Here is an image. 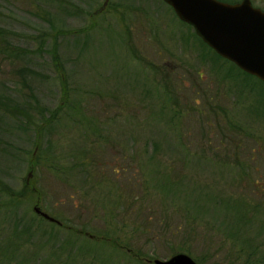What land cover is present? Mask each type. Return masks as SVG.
<instances>
[{"label":"rangeland","instance_id":"obj_1","mask_svg":"<svg viewBox=\"0 0 264 264\" xmlns=\"http://www.w3.org/2000/svg\"><path fill=\"white\" fill-rule=\"evenodd\" d=\"M103 1L0 0L9 41L36 51L0 59L1 94L28 112L0 114V178L11 188L0 193V264H57L68 253L83 264H153L177 252L198 264H264L260 210L215 199L241 179L236 158L250 179L228 188L233 198L248 180L264 184V82L217 58L163 0H108L94 13ZM45 108L54 120H43ZM203 135L230 161L198 156ZM234 135L240 153L223 138ZM251 186L244 197L254 203L262 194ZM166 228L177 232L163 239ZM254 244L259 253L241 251Z\"/></svg>","mask_w":264,"mask_h":264},{"label":"water","instance_id":"obj_2","mask_svg":"<svg viewBox=\"0 0 264 264\" xmlns=\"http://www.w3.org/2000/svg\"><path fill=\"white\" fill-rule=\"evenodd\" d=\"M108 0L95 9H103ZM175 15L189 24L195 34L215 53L264 82V9L251 0H163ZM30 174V173H28ZM35 213L59 223L52 215L33 205ZM153 264H198L189 254L177 252Z\"/></svg>","mask_w":264,"mask_h":264},{"label":"trees","instance_id":"obj_3","mask_svg":"<svg viewBox=\"0 0 264 264\" xmlns=\"http://www.w3.org/2000/svg\"><path fill=\"white\" fill-rule=\"evenodd\" d=\"M229 2H232L231 0H228ZM195 35V34H194ZM198 39H200L197 35H195ZM8 36H6L5 35V29H3V27H0V59L2 58L3 60H9V61H15L16 59H19V58H28L27 56L28 55H34L33 53H36V51H33V50H31V51H29V50H27L28 48H26V47H20V46H17V45H14V44H12L10 41H9V39L7 38ZM200 41L206 46V44L200 39ZM6 49H8L9 50V52H6L5 50ZM211 49V48H210ZM55 50V49H54ZM212 50V49H211ZM56 51V50H55ZM57 52V51H56ZM56 52H54V59H57L58 58V54L56 53ZM38 53V52H37ZM40 53V52H39ZM212 53L217 57V58H222V57H220L217 53H215L213 50H212ZM223 59V58H222ZM225 60V59H224ZM13 62H11V63H13ZM231 66H234L235 67V65L234 64H230ZM23 68H25L26 69V67H23ZM27 70V69H26ZM30 70H32V69H30ZM230 72H232L230 69H228ZM31 73L29 74V75H31V74H35V71H30ZM156 72L158 73L159 72V69H157L156 68ZM29 72L27 71V72H25V74H28ZM30 95H32L33 96V93H32V91H30ZM34 98V100L35 101H37L38 102V100H37V98L34 96L33 97ZM14 102V103H13ZM15 102H17L10 94H8V93H3V94H1V92H0V114H3L4 112L6 113V110H7V108L9 107V106H12V107H14V108H16V111H18L17 113H15V114H21V115H25V116H27L28 115V112L27 111H25L24 110V108L21 106V105H18V106H16L17 104L15 103ZM165 103H161V105H160V107L156 110V111H154V116L155 117H157V119H160L161 117V115L163 114V111L165 110V106L166 105H164ZM207 109H208V111L209 110H211L212 112H215V110H214V107L213 106H211V105H208V107H207ZM222 110V109H221ZM198 111H200V110H198ZM44 112H46L47 113V115H44ZM57 112V110H52V109H48V108H45L44 110H43V112H42V116H43V120L44 121H46V120H48V118L50 117V119L49 120H51V119H53L54 120V118L57 116V114L58 113H56ZM174 113H176V111L174 112ZM177 116H178V113L176 114ZM49 116V117H48ZM47 117V118H46ZM174 119V116H171L170 118L168 117L167 119H166V121L163 123V125L165 126V125H168V124H170V125H174V122L172 121ZM52 121V120H51ZM51 121H48V123L49 122H51ZM228 125H229V127L231 128V129H233V130H235V131H237V132H239V133H241L242 131H241V128L239 127V126H235V125H233V124H231V123H228ZM220 132V134H222V133H224V135H225V131L224 130H222V129H219L218 130V133ZM204 136V138H205V140L202 142V147H201V150L199 151V153H198V156L201 154V153H205V155H206V153L208 154V152L210 153V155L212 156L213 155V157H217V158H220L221 160H223V161H225V162H229L230 160H229V158H230V155H229V153H228V151H226V153L227 154H225V153H221L220 151H218V150H224L223 148H218V146L217 145H215L214 143H212L209 139H206V135H203ZM223 138H228L229 139V141L231 142V143H233V145H232V148H235L236 150H238L239 151V153L241 152V150H239L240 149V146H239V144H240V140H239V138H241V136H239L238 135V137L237 136H233V137H227V136H223ZM153 146L154 147H156L155 148V151L159 148V147H157L158 146V144H157V142H154L153 143ZM213 147H217V148H215V149H213ZM228 147H225V150L227 149ZM228 150V149H227ZM236 150H233V152H234V154H236ZM248 154H250V152L248 153ZM208 158V157H207ZM153 159H154V157L150 154V155H148L147 156V160H148V162H153ZM87 160H90V158H89V156H83L82 158H80V160H79V162H78V164H79V167H81L82 169H83V171H82V174L85 176V178H90L91 176H93V171H94V169L89 165V163L87 162ZM236 160L238 161L237 163H238V171L237 172H239L238 173V175H239V177L241 178L240 180H236V179H232L231 180V182L229 183V186L227 187V190H221L220 191V193L217 195V198H215L217 201H221L222 203H224V205L228 208V207H230V208H236V206L238 207V206H240L239 205V203H243V202H246L247 203V205L246 206H248V207H255V209L256 210H260L259 212H261V215H263L264 216V184H258L257 185V183H255V185L254 186H251V180H248L247 181V187L245 186V189H244V187H243V189H242V192H244L245 193V191L247 190V191H249V186H251L250 187V190L252 189H254L253 190V193L255 194V195H257V194H262V197L261 198H259L258 197V199L254 202V203H249L248 201L249 200H245V194L243 193V195H239V198H237V197H235V198H233L232 196H237V193H235V194H233V191H229L228 190V188H230L231 187V185H238L239 184V182L242 180V178H247V179H250L249 177V175H248V171H247V169L249 168V165H247V166H245L247 163H244V162H242L241 160H239V159H237L236 158ZM235 163V162H234ZM245 164V165H244ZM167 174H165L164 173V177L166 176ZM168 176V175H167ZM83 180H85L84 178H83ZM82 180V181H83ZM164 181L165 180H163L162 182H156V183H154V184H157V185H159V186H163V185H160V184H162V183H164ZM197 186H193V187H191L192 189H195ZM11 188L7 185V183H5L1 178H0V193H2V191H5V192H8V193H10L11 192V190H10ZM168 187H167V191H168ZM232 189V188H231ZM13 190V189H12ZM206 196H207V199H211L212 197H216V194L217 193H212L211 191H206L205 193H204ZM236 199H238V200H236ZM256 210H254L253 209V211L254 212H256ZM36 215V214H35ZM51 223V222H50ZM55 225V224H54ZM58 225V224H57ZM61 227V226H60ZM14 230H16V228H14ZM169 230V231H168ZM166 233L165 234H161L160 233V235L163 237V239L166 237H169V236H173L174 235V233H175V231L177 232V229H175V230H172L171 228H166ZM192 232H189V234H191ZM196 235H198L197 233H196ZM97 239H99V238H97ZM255 246H249L248 248H242L241 249V251H243V252H250V254L251 255H255V254H257V253H259L258 251H259V246H257L256 244H254ZM69 246V243H68V241L67 240H64V241H62V243H59L58 245H57V248L58 249H63V248H65V247H68ZM18 248H20V243H14L12 246H11V248H10V250L9 251H11V250H13V252H15V251H17V249ZM57 260V258H54V261H56ZM43 261V260H42ZM261 262V261H260ZM57 264H83L81 261H80V257H76V258H73V257H71V253H68V255H67V257H64L63 259H60V261L58 262H56ZM104 264H107V262H105L104 261ZM110 264V263H109Z\"/></svg>","mask_w":264,"mask_h":264},{"label":"flooded vegetation","instance_id":"obj_4","mask_svg":"<svg viewBox=\"0 0 264 264\" xmlns=\"http://www.w3.org/2000/svg\"><path fill=\"white\" fill-rule=\"evenodd\" d=\"M224 1H228V0H224ZM236 1H239V0H236ZM229 2V1H228ZM232 2H235V1H232ZM171 9H172V7H171ZM173 10V9H172ZM174 12V11H173ZM180 20V19H179ZM189 25V24H188ZM190 28L193 30V28L190 26ZM221 57V56H220ZM223 58V57H222ZM223 59H225V58H223ZM226 61H228V62H230V63H232V64H234L233 62H231V61H229L228 59H225ZM235 65V64H234ZM235 67L238 69V70H240V71H242L243 73H245V74H247V75H251V76H253V77H255L256 79H258V80H260L258 77H256V76H254V75H252V74H249V73H247V72H245V71H243L241 68H239L238 66H236L235 65ZM260 81H262V80H260ZM263 82V81H262ZM45 219V218H44ZM54 223H56V222H54ZM56 224H59V223H56Z\"/></svg>","mask_w":264,"mask_h":264}]
</instances>
